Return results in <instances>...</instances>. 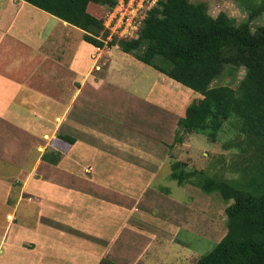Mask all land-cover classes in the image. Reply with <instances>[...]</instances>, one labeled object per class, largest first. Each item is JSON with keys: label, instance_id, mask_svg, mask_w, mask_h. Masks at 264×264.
<instances>
[{"label": "crops", "instance_id": "obj_1", "mask_svg": "<svg viewBox=\"0 0 264 264\" xmlns=\"http://www.w3.org/2000/svg\"><path fill=\"white\" fill-rule=\"evenodd\" d=\"M83 32L0 0V159L21 171L17 200L35 204L31 224L14 223L18 207L5 215L0 264L135 261L158 237L175 243L178 228L205 232L203 191L172 178L186 161L177 122L198 94ZM165 179L187 198L163 190Z\"/></svg>", "mask_w": 264, "mask_h": 264}, {"label": "trees", "instance_id": "obj_2", "mask_svg": "<svg viewBox=\"0 0 264 264\" xmlns=\"http://www.w3.org/2000/svg\"><path fill=\"white\" fill-rule=\"evenodd\" d=\"M24 1L80 28L83 39L94 46L117 45L196 92L178 119L176 141L192 132L215 141L227 119H239V132L254 143L260 157L250 176L233 182L199 176L195 180L192 170L175 162L172 178L232 200L225 207L226 233L194 264H264V24L250 26L264 13V0H236L249 11L247 21L237 24L224 11L212 16L204 0H157L146 11L136 38L112 37L106 43L98 35L105 10L117 0ZM239 67L245 73L236 87L210 86L226 68L234 72Z\"/></svg>", "mask_w": 264, "mask_h": 264}, {"label": "rangeland", "instance_id": "obj_3", "mask_svg": "<svg viewBox=\"0 0 264 264\" xmlns=\"http://www.w3.org/2000/svg\"><path fill=\"white\" fill-rule=\"evenodd\" d=\"M190 1L195 2L200 0ZM204 1L208 2V12L212 16H215L220 11H224L227 15L234 18L236 24L247 21L248 19L249 11L243 6L244 3L236 0ZM131 2L132 0H128L127 4ZM101 11L102 6H100L99 9V12ZM105 11L107 12V10ZM114 11L113 15H115L116 19L124 15V9L121 7H115ZM105 15L103 20L106 19ZM262 24H264V13L250 21L252 29ZM102 30L103 29L100 30L98 38L103 36L106 42L112 37L117 38V36L108 38L109 33H103ZM244 73L245 69L243 67H239L234 72L226 68L220 76L213 79L210 86L225 84L236 87ZM238 121L239 119L235 116H231L227 119L223 123L221 130L218 131L215 141H212L202 133L192 132L186 134L184 138L185 142H183V156L186 161H183L184 163L182 162L183 165L180 167L186 170H192L195 180L199 176L198 179L201 177H209L233 182L234 180L242 181V178L250 176L254 172V162H257L260 157L256 155L254 143L251 142L246 135L239 132L237 128ZM201 172L202 175L200 174ZM20 173L21 171L16 165L4 162V160L0 159L1 229L5 225L7 218H12L11 215L9 217L7 216V218L5 215H7L8 211L13 210L14 207L15 209L18 207L16 216L14 217V223L31 224L33 221L34 201L32 199L28 200L27 196L17 200V193H15V190L18 189L20 185V180L15 177H18ZM162 185L164 187L163 190H167L171 194L177 193L180 197L187 198L186 193L177 191L181 186L177 187L175 181L165 179L162 181ZM198 190L200 189L198 188ZM196 195L202 197V200L206 203L202 204L201 228L205 231L204 233H192L183 228H178L179 232L176 237L177 240L175 239V243L167 241L169 240L168 238L158 237V239H155L154 244H151L147 250L143 251L139 259L133 260L134 263L124 257V255L123 257H116L114 260L107 257L102 258L98 264H194L199 256L211 251L214 245L220 240H218L215 233H219L220 237V234L223 233L225 229L227 231L225 224V207L232 202V200L224 201L216 191L210 194L204 192L200 193L198 191ZM212 220L216 221V223L218 222V224L215 226ZM158 224L159 221L155 220L154 223H151V226L155 228ZM175 226L176 225H163V227L159 226L157 228H163V232L166 233ZM13 227L14 226H12L11 229ZM25 241L29 240L25 239ZM23 245L25 246L27 244L23 243ZM3 248L0 255L4 253Z\"/></svg>", "mask_w": 264, "mask_h": 264}, {"label": "built area", "instance_id": "obj_4", "mask_svg": "<svg viewBox=\"0 0 264 264\" xmlns=\"http://www.w3.org/2000/svg\"><path fill=\"white\" fill-rule=\"evenodd\" d=\"M128 0H117V2L105 11L106 19L103 20V33L108 32V38L117 36L118 38H134L138 36V30L141 21L146 16V11L154 6L157 0H132L127 4ZM121 7L124 9V15L116 19L113 15L114 8ZM104 39L103 36L99 37ZM106 43V41H104Z\"/></svg>", "mask_w": 264, "mask_h": 264}]
</instances>
